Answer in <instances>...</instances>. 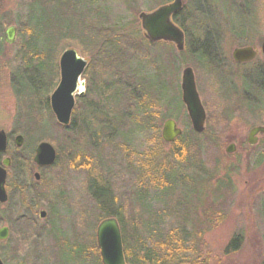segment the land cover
I'll use <instances>...</instances> for the list:
<instances>
[{
  "label": "rangeland",
  "instance_id": "obj_1",
  "mask_svg": "<svg viewBox=\"0 0 264 264\" xmlns=\"http://www.w3.org/2000/svg\"><path fill=\"white\" fill-rule=\"evenodd\" d=\"M183 1L185 6H190L194 2L193 0ZM232 3L237 5L240 20L243 21L246 18L244 34L240 31L239 34L231 33L232 20L229 10ZM249 4L258 8L257 25L253 24L251 15L247 16L246 10ZM107 5L111 9L109 10L111 14L107 16L110 17V24L121 17L125 20L126 31L119 37L127 47L130 44L133 45L134 51H127L128 56L134 55L141 61L142 75H146V72L153 75L155 70H159L160 79L166 84L164 93L168 96L167 100L170 103L173 101V107H179L178 101L182 103L183 70L186 67L194 69L198 91L206 110L207 107L215 109L219 104L217 110L219 117L213 116L210 126L207 121L205 130L208 132L210 129L215 139L203 137L201 142H198V147L193 146L188 153L185 150L186 154L180 153L178 150L181 148L177 147L181 146L162 141L161 129L164 121L169 117H167L168 111L160 108L157 109L158 113H161L159 119L154 118L155 121L152 120L150 123L138 120L137 124L127 121L123 126L124 129L121 128L122 131L102 128L99 133L102 143L99 144L95 137L98 134L91 133L88 125L81 122L84 110H81L80 105L78 106L79 97H76L74 110L77 108V111H73L71 128V124L68 127L58 124L53 114L59 127L45 121L44 125L47 124V126L44 130L35 134L34 132L37 131L33 132L32 126L28 125L23 118L12 86L15 68H18L21 63L18 55L21 41L17 37L15 44L5 43L4 56L0 57V131L3 130L9 137H13L12 146L15 145L14 140L18 135L25 137L26 131L35 136V139L40 137L57 141V145L51 140L47 142L57 149L58 160L54 166L45 171L40 172L38 169L34 171L40 172L42 179L36 191L39 196L38 207L33 213L32 210H28L31 197L27 193L11 191L8 203L0 205V227L6 225L11 227L9 238L6 241H0V257L4 264H36L38 257L35 255V248L20 237L23 234L19 232L21 228L17 224L18 217L25 216L26 212L37 218L38 227H42L45 234L49 233L51 229L49 224L55 219V236L58 239L54 234V237L46 236L45 244L49 249L44 252L46 262L81 264L83 261L86 264H94L98 261L97 264H102L96 239L101 210L85 190L91 181L97 180V175H89L83 168L80 169L83 163L73 167V163L76 164V158L86 162L95 149L94 146L96 153L104 161L102 166L100 165L101 170L96 171L110 180L113 190L111 194L116 203L112 202L110 206L114 211L115 208L123 205V200L131 199L132 201V198L137 199V196L141 195L144 197V203L141 202V204H145L146 214H144L145 220L141 219L139 223L143 226L145 221L154 220V224H159L158 232L161 238L169 231L177 230L180 227L179 224H183L190 234L199 238V251L209 258V264H264V139L259 146L250 147L247 144L249 131L254 126L264 125V106L260 105L259 109L244 107L241 104L243 98H240L244 84L243 78L257 67L264 69V55L261 52V45L264 42V0L195 1V7H201L202 13L211 16L217 22L215 25L221 32V50L223 61L227 66L223 76L229 86L226 91L225 89L224 91L215 90L209 78L203 74V70L196 65V68L194 67L188 52L182 54L173 45L151 43L145 38L138 15L141 12L157 9L161 6L160 0H99V6L107 7ZM25 8L24 0H5V11L9 13L11 22L9 26L18 27L20 23L25 22ZM74 14L78 18V12L75 11ZM71 20L70 26L79 30L76 19ZM63 23L69 26L66 19ZM243 46H253L259 53L257 60L247 66L236 65L232 59L233 51ZM67 49H75L81 57L89 62L93 61L92 54L87 49L82 47L80 49L73 43H70ZM60 56L61 54L56 58L58 67ZM168 60L171 63H168ZM138 64L137 62L136 65ZM163 65L164 72H162ZM218 73L219 71L215 76H218ZM86 77H82L86 83L85 90L89 84ZM248 82L255 88L254 94L249 92L246 94L249 98L252 95L257 97L258 94L255 92L257 82L264 84V81H259L255 77ZM262 88L264 89V85ZM222 94L230 97L233 102L229 103V98L224 99L226 97ZM176 117L177 119H173L183 129V133L192 130L184 105ZM112 133L114 141L110 137ZM68 141L76 145H71ZM232 143H236L237 150L234 154H227L226 148ZM33 145H35L34 141ZM25 146L26 140L23 148ZM14 148L8 152V155L23 149L15 146ZM181 159L182 161L179 162ZM174 172L180 173L182 177L180 183L174 185L170 192L164 193L163 187L157 189L158 182L163 178L166 179V173L169 175ZM195 177L196 180L193 182ZM32 178L34 181V176ZM131 201L129 204L124 203L125 206L121 210L125 216L137 211L135 206L130 205ZM178 202H182L184 206L178 207ZM148 203L150 206H146ZM83 205L89 207L88 210L92 215L91 219H89L90 216H86L84 230L76 227L80 222L77 219L78 207L82 208ZM56 208L58 215L57 213L52 216L49 214V220L48 217L45 220L39 218L40 210L48 212L49 209L53 212ZM177 212L184 215L181 213L178 215L183 221L176 217ZM7 215L13 216V223L11 219L8 221V218H5ZM156 217L160 219L155 220ZM46 220H48L47 223H45ZM24 223L22 226L27 229ZM235 235L242 237V245L236 252L225 254L228 244ZM93 244L98 247L96 253L93 250ZM83 249L86 252L82 255Z\"/></svg>",
  "mask_w": 264,
  "mask_h": 264
},
{
  "label": "trees",
  "instance_id": "obj_2",
  "mask_svg": "<svg viewBox=\"0 0 264 264\" xmlns=\"http://www.w3.org/2000/svg\"><path fill=\"white\" fill-rule=\"evenodd\" d=\"M160 1L161 5H164L173 0ZM193 1L190 6L184 5L182 11L174 16L175 23L186 34V46L182 54L187 52L190 54L194 67L197 66L203 70V74L206 78H209L215 90L224 91L225 89L226 91L229 86L223 76L227 66L223 61L221 50V32L215 25L217 22L211 16L202 13L201 7H195L196 0ZM24 2L26 4L25 22L20 23L18 27L16 26L21 41L18 52L21 63L18 68H15L12 86L18 105L21 107L23 118H25L28 125L32 126L33 132L37 131L34 132L35 134L44 130V127L47 126V124L44 125L45 121H49L52 126L59 127L55 118H53L50 97L60 80L56 58L68 48L70 43L79 46L80 49L82 47L87 51L89 50L93 57V61L89 62L84 74L85 77L87 76L89 84L86 87L85 94L78 98V106L80 105L81 110H84L81 122L88 125L91 133L98 134L95 137L99 144L102 143L101 136H99L102 128L122 131L127 121L136 122L139 120L150 123L154 118L155 120L159 119L161 113H158L157 109L160 108H165L168 111L167 117L177 119L176 116L181 112L183 104L178 101L179 107H173V101L170 103L167 100L168 96L164 93L166 84L161 81L158 69V71L155 70L153 75L149 72L142 75L141 66L143 65L141 61L134 55L128 56L127 53V51H134L133 45L130 44L128 49L122 38L119 37L121 33L126 31L125 20L121 17L110 24V17H107L111 14L109 5L101 7L99 6V0H24ZM253 2L256 4L255 1ZM77 5L78 10H76ZM75 11L78 12V18L74 14ZM246 11L247 16L251 15L250 18L253 24L257 25L259 22V20L257 21L258 8L249 4ZM250 12L251 14H249ZM229 14L232 20L231 33L239 34L240 31L244 34L243 28L246 26L244 24L246 18L243 21L240 20L236 4L232 3ZM64 19L67 20L69 26L63 23ZM71 19H76L79 30L70 26L72 25ZM248 22L250 21L248 20ZM10 23L9 13L5 11V0H0V57L4 56L5 31ZM137 62L138 65H136ZM168 63H171L170 60H168ZM164 70L163 65L162 72ZM218 71V76H215ZM251 72V74L256 73L257 75H248L244 77L245 79L243 78V94L240 95V98H243L241 104L244 107L258 108L260 105L264 106V89L262 88L264 84L257 82V91H255L258 94L257 97L252 95L249 98L246 93L254 94L255 88L248 80L256 77L259 81H264V69L257 67ZM162 78H164V75H162ZM222 95L226 97L224 98L226 100L229 98V103L233 102L227 95ZM222 95L221 97H223ZM151 97L153 98L151 99ZM238 100L240 101V99ZM218 108L219 104L215 109L214 107H207L209 126L212 124L213 116L215 118L219 117ZM76 111L77 108L74 112ZM72 124L73 122L70 128ZM122 127L123 129H121ZM29 133V131L25 132V148L12 153L11 185L19 193H27L31 197V205L28 206V210H32L33 213L38 207L39 196L36 191L40 184L34 182L32 178L35 171L33 162L35 148L40 142L51 140L56 145L58 142L49 138L39 137L35 139V136ZM112 135L113 133L110 137L114 141ZM203 137L215 139V135L211 134L210 129L200 135L193 130H188L173 145L181 146L177 147L181 148L178 151L186 154L185 150L188 153L193 146L198 147V142H201ZM33 141L35 145L32 146ZM68 142L71 145H76L72 141ZM94 148L86 162L81 158H76V164L73 163V167L83 163L80 169L83 168L89 175H97V180L91 181L85 190L101 210L98 224L109 217L118 219L127 264H209V258H206L199 251V238L190 234L183 224H179L180 227L177 230L173 229L161 238L158 232L159 224H154V220L145 221L143 226L142 223H139L141 219L145 220L144 214H146L145 204H141V202L144 203V197H141V195L139 197L136 195L137 199L132 198V201L131 199L123 200V205L115 208V211L111 208L112 202L115 203V199L111 194L113 191L112 186L109 179L104 178L101 172L96 171L101 170L100 165L104 161L96 153L95 146ZM181 161L182 159L179 162ZM167 174L166 179L163 178L157 185V189L163 187L164 193L170 192L174 185L180 183L182 178L180 173ZM195 180L196 177L193 178V182ZM130 201V205L135 206L137 211L125 216L121 210L125 206L124 203L129 204ZM146 206H150V203ZM177 206H184V204L178 202ZM88 209L89 207L84 205L82 208L78 207L77 219L80 220L76 225L78 229H85L86 216H90L89 219H91L92 215ZM48 212L49 220V214L52 216V214L57 213V208L53 212L48 209ZM180 213L177 212L176 217H179ZM181 215L183 214L181 213ZM159 219V217H156L155 220ZM179 219L181 218L179 217ZM11 223H13L12 220ZM23 223L27 229L23 228ZM17 224L21 228L19 232L23 234L20 237H23L25 241L27 240V243L35 248V255L38 257L36 264H56L55 262H46L44 259V252L49 250L47 244H45L46 238L55 236V219L49 224L51 229L47 234H45L46 232L42 227H38L37 218L27 212L25 216L18 217ZM55 238L57 237L55 236ZM241 245L242 237L235 235L228 244L225 254L236 252ZM93 250L95 253L98 251V247L94 244ZM85 252V249H83L82 255ZM97 262H94V264H97ZM81 264L86 263L82 261Z\"/></svg>",
  "mask_w": 264,
  "mask_h": 264
},
{
  "label": "water",
  "instance_id": "obj_3",
  "mask_svg": "<svg viewBox=\"0 0 264 264\" xmlns=\"http://www.w3.org/2000/svg\"><path fill=\"white\" fill-rule=\"evenodd\" d=\"M183 8L182 0H174L172 3L159 7L153 12H141L139 20L145 37L152 43L169 42L176 45L178 51H183L185 47V35L172 20L173 16L179 13ZM17 40V28L9 27L5 32V41L13 45ZM264 54V43L262 44ZM233 60L238 64L249 63L257 58V52L253 47L236 48L232 53ZM88 67V61L79 57L74 49L66 50L60 57V82L50 98L51 109L57 122L63 126H68L71 122L72 113L75 108L76 96H82V88L85 86L81 77ZM182 101L186 106L188 116L191 120L193 130L196 133H203L207 119V113L201 102L195 79L194 70L191 67L184 69L181 81ZM183 131L173 119H168L162 127V140L165 143H174ZM264 134V127H255L251 130L248 143L254 146L258 142L257 135ZM24 143V137H16V144L20 148ZM8 145V135L5 131H0V155L5 153ZM236 150L234 144L227 147L226 152L233 154ZM57 161V152L55 147L48 143H40L35 152L34 162L39 167L53 166ZM10 160L6 159L4 165L8 167ZM7 171L0 166V202L6 203L8 200L5 192ZM35 178L40 180V174L36 173ZM40 219L47 217V212H39ZM9 236V230L3 228L0 230V240H6ZM97 244L100 248L102 264H127L124 249L121 228L116 218L103 220L97 227ZM0 264L3 262L0 259Z\"/></svg>",
  "mask_w": 264,
  "mask_h": 264
},
{
  "label": "flooded vegetation",
  "instance_id": "obj_4",
  "mask_svg": "<svg viewBox=\"0 0 264 264\" xmlns=\"http://www.w3.org/2000/svg\"><path fill=\"white\" fill-rule=\"evenodd\" d=\"M249 75H253V76H256L257 74L255 73V74H249ZM248 76V75H247ZM86 84V83H85ZM243 91H242V89H241V93H240V95L241 94H243L242 93ZM255 99V98H254ZM257 126H263L264 127V125H257ZM255 127V126H254ZM12 136H10L9 137V135H8V145H7V150H6V152L5 153H3V154H1V156H0V166L1 167H3V168H5L6 169V171H7V177H6V183H5V192H6V194H7V197H8V200H7V202L6 203H1L0 202V205H5V204H7L8 203V201L10 200V198H11V191H16L14 188H13V186L11 185V167H12V155H8V152H10L11 150H13L14 149V146L15 147H17L18 149H21V148H23L24 147V143H25V139H24V143H23V145H22V147H18L17 146V144H16V138H15V140H14V143H15V145L14 146H12ZM264 139V134L263 135H260V136H258V141H259V143H260V141H262ZM236 144V143H235ZM34 157H35V154H34ZM34 157H33V162H34ZM6 159H9L10 160V164H9V166L8 167H6L5 165H4V162H5V160ZM34 165H35V169H38V171H40V172H42V171H45L48 167H39V166H37L36 164H35V162H34ZM38 171H36V172H33L34 174H33V176H34V181L36 182V183H39L40 182V180L42 179L41 178V173L40 172H38ZM36 173H39L40 174V180L39 181H37L36 180V178H35V174ZM13 189V190H12ZM14 214V213H13ZM2 217V216H1ZM12 215H7V216H5V218H8V221L11 219L12 220ZM13 221V220H12ZM9 223V222H8ZM3 228H7L8 230H9V236H10V233H11V227L10 226H2V227H0V230L1 229H3ZM8 236V237H9ZM8 239V238H7ZM1 258V257H0ZM3 261V260H2ZM4 263V262H3Z\"/></svg>",
  "mask_w": 264,
  "mask_h": 264
}]
</instances>
